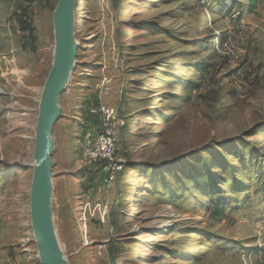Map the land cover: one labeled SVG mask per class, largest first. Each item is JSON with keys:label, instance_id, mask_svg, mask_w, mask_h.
Masks as SVG:
<instances>
[{"label": "rangeland", "instance_id": "rangeland-1", "mask_svg": "<svg viewBox=\"0 0 264 264\" xmlns=\"http://www.w3.org/2000/svg\"><path fill=\"white\" fill-rule=\"evenodd\" d=\"M58 1L0 0V264H41L29 164ZM247 2L79 0L53 153L70 264H264V0ZM101 106L125 122L109 186L83 155Z\"/></svg>", "mask_w": 264, "mask_h": 264}, {"label": "water", "instance_id": "water-1", "mask_svg": "<svg viewBox=\"0 0 264 264\" xmlns=\"http://www.w3.org/2000/svg\"><path fill=\"white\" fill-rule=\"evenodd\" d=\"M79 0H59L54 11L56 50L40 100L36 123L34 166L30 182V215L41 264H70L64 256L53 210L54 127L61 117V96L76 66Z\"/></svg>", "mask_w": 264, "mask_h": 264}, {"label": "built area", "instance_id": "built-area-1", "mask_svg": "<svg viewBox=\"0 0 264 264\" xmlns=\"http://www.w3.org/2000/svg\"><path fill=\"white\" fill-rule=\"evenodd\" d=\"M245 26L246 22L241 20L240 28ZM99 112L101 114L99 129L97 132H87L83 155L86 159L105 164L106 174L103 183L109 186L118 179L126 166L124 162L115 160L118 149L117 128L125 122L117 118L115 112L106 106H101Z\"/></svg>", "mask_w": 264, "mask_h": 264}, {"label": "trees", "instance_id": "trees-1", "mask_svg": "<svg viewBox=\"0 0 264 264\" xmlns=\"http://www.w3.org/2000/svg\"><path fill=\"white\" fill-rule=\"evenodd\" d=\"M217 2L220 0H216ZM261 0H248V2L246 3L247 6V11L250 13L255 12L260 4ZM222 7H224V2H222L221 4Z\"/></svg>", "mask_w": 264, "mask_h": 264}, {"label": "bare ground", "instance_id": "bare-ground-1", "mask_svg": "<svg viewBox=\"0 0 264 264\" xmlns=\"http://www.w3.org/2000/svg\"><path fill=\"white\" fill-rule=\"evenodd\" d=\"M37 161L38 160H37V157H36L35 159H33V161L29 165H31L34 168V166L37 164Z\"/></svg>", "mask_w": 264, "mask_h": 264}, {"label": "crops", "instance_id": "crops-1", "mask_svg": "<svg viewBox=\"0 0 264 264\" xmlns=\"http://www.w3.org/2000/svg\"><path fill=\"white\" fill-rule=\"evenodd\" d=\"M247 13L251 14L250 12L245 11L244 14H243V16L245 17V15H246Z\"/></svg>", "mask_w": 264, "mask_h": 264}]
</instances>
